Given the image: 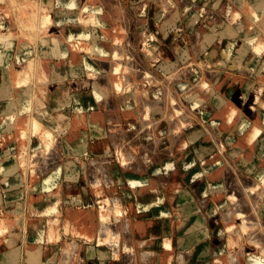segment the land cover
<instances>
[{"label": "rangeland", "instance_id": "1", "mask_svg": "<svg viewBox=\"0 0 264 264\" xmlns=\"http://www.w3.org/2000/svg\"><path fill=\"white\" fill-rule=\"evenodd\" d=\"M41 1L45 2L44 5L48 9V21L46 20L48 18H45V21L42 17H40L41 19L39 18L41 15H39L37 11L40 9L37 7V4H34L39 3V5H43ZM244 1L251 5L261 17L264 15V0ZM31 4L35 6V10L34 6L32 7L33 9L30 8L32 11L34 10L35 17L28 16L33 12L28 14V8L23 9L17 0H0V6L7 8V16L4 18L15 24V27L17 28V34L14 36L15 44L11 51V55L8 56L7 59L5 58L1 63L4 67H7L8 71H10L14 65L18 64L16 60L17 55L20 52L27 51L26 46H28V51H31V58L29 59L31 62L38 59L39 56L45 57V55L41 53L45 50L48 51L50 55L48 58L50 57V59L40 64V68L36 65H32L33 67L31 66L30 79L25 85L21 84L22 86L19 85L17 87H12L10 83L7 84L8 89H10V94L15 100V104L10 110V113L4 117L5 119L0 118V135L11 129L13 116L15 114L31 111L33 104V90L37 87L35 85L38 82H44L46 84L53 83L58 86H52L50 92L46 93L45 98L47 101L45 105L49 109V113H45V115L40 114L39 120L46 128H49L50 130L52 129L54 132L55 130H60L59 132H62L68 129V124L60 126L65 115H62V113L58 111L59 106L66 109L67 102L69 103V96L66 90L67 85L65 81L62 82L63 85L60 83V80L64 79L65 76L67 78L69 77L66 61L56 57L59 54L54 52L56 47L54 48V46H52L51 49V42L43 40L46 38H52L57 39L58 42L64 44L66 36L71 34L73 37H77L79 31L89 34L94 27L95 32H97V34L100 33L101 38L105 40L103 41L107 50L105 58L106 61L109 62V66L107 65L109 70L107 68L106 72L110 75V78H108L109 81L107 80L106 87L111 91L114 103L111 107L108 106L106 109L109 110L112 108L111 113H114L120 121L119 131H117L116 134L114 133L107 136L106 139H104V142L109 146L110 151L114 150L115 146H119L120 149H125L127 147L126 134L131 135V139L134 141L131 144L136 147L133 153V160L137 165L147 167L146 170L150 174H148V179L152 181L160 192L156 201L147 204L146 207L143 208V210H148L145 216L140 217V220L143 221L141 225L145 228V236L149 235L151 232L159 236L162 219L166 217L172 218L175 223H178L181 219V215L179 211H177L180 206L177 204L179 197L180 195L191 196L193 199H196L193 201L196 203L193 204L191 208H195L196 206L199 207L200 212H198L197 215H200L201 218H205L209 225L208 228H210L207 232L205 231L204 233L202 231L198 234V238L195 240H198L200 237L207 240L206 243H203L202 240L199 241L198 246L203 247L206 250L209 249L210 251V246L216 238L213 234L212 226L216 225V229L220 230L222 236L221 239H219L221 241L219 242V245L221 244L222 246V252L220 255L227 252L225 245H223L224 236L226 235L224 226L215 224L216 217L220 211L218 210L220 206L216 209L217 204L214 203L216 202L214 199L211 197L201 199L198 198L196 194L200 187L206 186L207 194L209 195L210 189L208 186H210L211 181H221L224 176V170L228 166L231 167V170H235V172L241 170L244 173H250L249 169L247 170L246 168L251 164L249 160L250 158H254L251 160L254 167H262L264 165V160L261 158L259 152L257 153L253 151L251 152L253 153L252 155L251 153L244 152L245 149L243 148L241 151H238V154L236 155L234 143L232 142V145H230L232 140L229 138L222 139L221 137L223 135L220 137L219 134V131L221 130L223 134L228 130V134L231 135L233 131H237L238 129L237 127H234V125H236L234 123V125L222 123L223 113H225L223 109L224 104L222 103L229 101L231 106H239L238 109L240 112L244 114L251 113L253 105L249 110L246 99L249 98L247 100L251 101L256 97V94H253L256 85L260 89L264 88V58L262 57V55L264 56V47H262L264 46V30L261 28L264 19L262 18L260 22L254 21L252 17H249V14L246 13L245 9L239 6L240 0H31ZM199 5H204L207 11H210L209 15H206V17L201 15L197 8ZM18 7H21L23 10ZM57 8L64 9L66 14H57ZM88 12H91L90 15ZM232 12L235 13H233L234 15L232 14L231 17L238 16V18L234 17V24L232 21L233 18L230 20L231 17L229 16ZM1 13L2 12L0 11V17L2 15ZM93 16L97 18H107L109 21L107 26L97 29L95 27L97 25L94 23ZM29 17H32V19L34 18V22L28 20L29 25L31 22L34 25H30L31 27L33 26L32 30L30 31L29 27V29H26V31L22 30L20 33L21 29L19 27V22H22L25 19H30ZM82 17L88 20H93V23L91 20L90 22H87L88 20L85 21ZM247 19L248 22L246 23ZM46 21L47 23L50 21V24H47ZM40 27L43 28L41 29ZM203 27L206 30H209L210 34H213L212 36L217 40H214L217 42L218 49L215 53L211 51L216 48L213 46V42H210L211 39L208 38V42L203 41L202 38L200 40L198 37L199 31L203 30ZM43 30L45 32H42ZM22 34L25 35L22 36ZM257 38L261 42V47L258 44ZM142 41L145 42L143 43ZM143 44L151 48L152 52H144L145 50L142 47ZM54 45L57 47L60 46L58 43H55ZM252 46L254 48H252ZM23 47H25V49ZM226 47L229 50L228 52L225 51ZM68 49L70 50V47L67 46V50ZM252 49L256 51L260 50L259 52H255L258 53V55L253 53L254 50L252 51ZM261 50L263 52H261ZM252 54L257 56L256 64L254 63L250 67L246 66V61L248 59L250 60V55ZM111 55L116 57L112 58ZM116 59L119 60L117 61L118 64H116ZM118 67L120 69H117ZM113 68H115L116 71L115 69L112 70ZM37 69H40L41 71L39 70V72ZM113 71L116 73H112ZM35 72L38 75L35 74ZM118 72H120V74ZM210 75L217 76L219 79L217 83H214L212 91H204L201 88L199 89V79L200 81L205 79L209 80L210 78L208 77ZM116 76L122 77L119 86H116L114 84L115 82H113V78ZM40 77L41 79H39ZM92 80L94 81L95 79L92 78ZM96 84H98V82ZM97 86L100 87L99 84ZM97 88L94 87V92H97ZM25 89L29 92L27 95L23 93V90ZM124 89L126 91H124ZM166 92H169V95L173 97L181 109L193 108L192 113L194 115V123L190 127L181 130L183 137L187 140V143H189L179 157V153L177 152L174 154L164 152L171 144V138L174 136H171V134L174 133L172 127L176 124V119L172 114L173 109L170 107V104H168L169 101L166 99ZM231 92L234 93L229 96ZM79 93L85 95L87 92H84L83 90ZM244 93H248L249 95L244 96ZM82 95H79V97H82ZM254 95L255 97L253 98ZM74 96V98L78 97L76 95ZM85 98H87V96H85ZM92 98L93 97H88L87 99ZM258 98L259 99L256 101L254 99V105L256 104L257 110L259 109L264 112V109L259 107V103L264 104V96L260 94ZM124 103L129 104L130 107ZM19 104L20 106H18ZM68 111L69 106L67 112ZM143 112L145 113L144 115L147 116L146 118L142 117ZM168 117H171V119ZM207 117L209 118L207 119ZM245 118L248 119V117ZM19 119L21 118L19 117ZM122 124L124 125L121 126ZM36 128H38V126L33 129L29 124V126H25L24 133L23 131L20 132V134H24H22L23 137H0V156L2 155L3 146L6 147V153H8L10 157L8 158L13 161L11 177L19 179V191L22 194L19 197L20 203H18L23 208L21 211V218L16 222L15 231L9 236V239L13 242L11 243L12 247L7 248V254L4 255V257H0V261L2 262H0V264H25L23 259L25 245L27 243L31 245V247H34V245L37 244L42 245L45 232L44 226L48 224V220H56L59 218L57 215L59 211L75 205L74 202L66 200V198H64L65 196L62 195L64 190L60 185L63 183V178L65 176L62 171H60L57 176L59 184L58 186H55L51 195L43 191L40 187L39 178L35 177V175L40 174L39 166L42 161L40 159L41 156L38 153L39 149L37 148L40 141H42L43 136L46 134L45 132L43 133L41 127L37 130ZM98 128L102 129L103 127L96 126V124L91 127H83V142L78 144V150L71 149L70 152L77 157H81L87 153L91 154V156H98V154H92V151H94V153H104V143L100 144V141H103V139H98L91 132L92 129L96 131ZM123 129L127 130L124 131ZM123 132L124 134L126 133L125 136H123ZM206 132H211L214 137L222 143L223 148L220 149L217 145L216 153H214L213 156L209 153H205L204 156L207 157V163L204 166L202 165L203 170L201 169V174L195 176V178H192L191 180L188 175V167L194 163L198 164V155L195 154L196 152H193L195 150H193L191 141L188 137H197L200 133L203 134ZM53 138L55 140H60L61 135H56ZM97 143L98 146H94L97 145ZM239 145L242 147V143H239ZM19 152H24V164L22 165L17 161ZM60 153L63 154L64 151H60ZM100 156L108 155L103 154ZM111 156H113V154H111ZM192 156L196 159V162L192 160ZM77 157L73 158L72 162H75ZM116 161L118 162V160ZM152 163L155 164L152 166ZM67 167L68 169H72L70 166ZM71 174L76 177V182L82 178L81 172L79 171H75ZM180 174H182V177H180ZM216 174H218L219 178ZM44 185H46V183ZM98 185L103 187L105 193H107V190L110 188L114 193L122 195L125 190L123 187L119 186L118 183H112L107 186L102 182ZM177 188H180L181 192L175 193L174 191ZM97 189L98 187H95L94 191V187L89 188L87 194H84L85 196H89L90 200L92 199L90 204L93 206H98L101 201L99 195L101 193L96 192L98 191ZM93 191L95 194L92 193ZM66 192H69V190L67 189L65 193ZM96 193L97 197L95 196ZM4 196L5 188L0 181L1 215L5 212L3 211ZM239 199H243V197ZM243 201L246 202L245 205L248 206L249 204L250 206L251 203L249 201L247 202L245 195ZM135 202L136 200L133 201L132 205H134ZM81 204L84 207L89 206V204L86 203ZM45 206H48V209L51 210L47 211L45 216H38L39 214L37 213L36 215L32 214L31 211L37 212L34 211V207L40 208ZM247 206L245 209H248L247 211L249 214L256 215L260 218V224H256L252 228L250 227L251 229H247L245 233L240 230L242 233L241 241L246 246L249 245L247 243L248 237L252 240L256 237V242L259 240L261 247H264V205L256 204L254 207ZM236 214H234V216H237ZM238 217L240 216H237V218ZM237 218L232 221L235 223ZM200 225H202V223L198 226ZM250 225L253 226L254 224L250 223ZM174 231L175 229H173V234H171V240L172 244L175 246L177 236ZM92 233L87 240L79 238V245L84 253H87L89 247L92 252L97 251V257L94 258L97 263L102 261L99 253L102 250L101 248L103 247V244H100L96 237L93 236L96 231H92ZM96 240L97 242H95ZM5 247L6 245L4 244L0 245V250ZM58 247V244H54L51 255L49 256L50 258L48 256L45 258L49 263L57 262L56 257L59 251ZM250 247L256 252L260 251L259 247ZM189 250L190 251L186 254V262L198 264L200 262L199 257L190 259L191 256H195L194 251L197 249L192 245L189 247ZM40 253L41 255L45 254L43 250L40 251ZM84 256L87 255L85 254ZM9 258L12 260L10 261ZM248 263L252 264V262ZM61 264L72 263L61 262Z\"/></svg>", "mask_w": 264, "mask_h": 264}, {"label": "bare ground", "instance_id": "2", "mask_svg": "<svg viewBox=\"0 0 264 264\" xmlns=\"http://www.w3.org/2000/svg\"><path fill=\"white\" fill-rule=\"evenodd\" d=\"M17 2L23 7V9L28 8V14L32 13L35 10V6L31 4V0H17ZM42 3L43 5H39V3L34 4H37V7L40 9L37 11L39 15H41L39 16V18L42 17V19L44 20L45 18H48V9L44 5L45 2ZM33 6L34 10L32 11L31 9H33ZM239 6L244 8L246 13L249 14V17H252L254 21L260 22L262 18L264 19V15L261 17L257 13V11L251 5L245 3L244 0H240ZM197 8L200 11L201 15H204L205 17L206 15H209L210 11H207L204 5H199L197 6ZM0 11L2 12V15L0 17L1 63L3 60H5V58L7 59L8 56L11 55V51L14 48L15 44L14 36L17 34V28L15 27V24L11 23L10 21L4 18L7 16V8H5L4 6H0ZM56 12L59 15L66 14V11L61 8H57ZM34 13L35 12L32 13L33 15L30 14L28 16L35 17ZM233 13L235 12L230 13L229 16L231 17ZM32 17H29L30 19H25L26 21L24 20L22 22L20 21L22 19L19 20L21 22H19V27L21 29L20 33L22 30L26 31V29H29V27L30 31L32 30V27L34 25L31 22L30 25H33L31 27L28 21L30 20L34 22V18L32 19ZM234 17L238 18V16L231 17L230 20H232L233 18V24ZM83 19L85 21L88 20L85 18ZM46 20L48 21L49 18ZM90 20H88L87 22H90ZM93 20L94 23H96L97 25L95 26L97 29L106 27L109 22L108 19L105 17H94ZM93 20H91L92 23ZM247 22L248 19L246 20V23ZM48 23L50 24V21ZM263 24L261 26L262 30H264ZM42 32L45 31L43 30ZM24 35L22 34V36ZM77 35V37H73L71 34L69 36H66V41H64V44H62V42H58L57 39L52 38H46L43 40L51 42V49L52 46H54V48L56 47L54 52L59 54L56 57L66 61V67L69 75L66 83L67 90L73 99L72 104L74 105L72 124L70 126L69 131L65 134L63 133V136H61L60 140H58L57 138V140H55L53 137L58 135V133H55L54 131H52V129L50 130L49 128H46L39 120L40 114L45 115V113H49V109L45 105L47 101L45 98L46 93L50 92L52 86L57 85L53 83L46 84L44 82H38L35 85L37 87L33 90V104L32 108L30 107L31 111L15 114L13 116V123L11 129L3 132L0 135V137L4 138H19L23 137L25 126H29L30 124V127L32 126L33 129L34 127L38 126L36 130L41 127L43 133L45 132L46 135L43 136L42 141H40L39 146L37 148L39 149L38 153L40 154V159L42 161L41 165L39 166L40 174L35 175V177L39 178V185L42 190L51 195L55 186H58L59 184L57 176L59 175V172L62 171L63 175L65 174L66 176H64L63 183L60 185V187H62L64 190V193L62 192V195L65 196L64 198H66V200L72 201L75 204L74 206L69 207L70 209H62V211H59L58 213L56 212L59 216V218H57L56 220L49 221L47 219L48 224L44 226L45 232L43 235L42 245L37 244L34 245V247H31V245H29L28 243L25 245V254L23 257L25 264H61V262H70L72 264H192L190 262H186V254L188 251H190L189 247H191L192 245L197 250L194 251L195 256H191L190 259L199 257L200 262L198 264H248V259L254 261L255 264H264V247H261L260 241L258 240V242H256V237L254 240L248 237L247 243L249 245L245 246L241 241L242 233L240 231L242 230L245 233L247 229L250 230L256 224H260V218H258L256 215L249 214L247 211L248 209H245L247 205H245L246 202L243 201L244 195L247 198V202L249 201L251 204L254 205H264V165L262 167H254L252 165L253 163L251 162V160L254 158H250L249 160L251 163L250 169L253 173V176H255L256 178H253L250 175L244 174L239 171L235 172V170H231V167L228 166L224 170V176L221 181H211L210 186H208L210 189L209 195L207 194L206 186L200 187L198 193L196 194L197 197L201 199H206L207 197H211L212 199H214L216 201L214 203L217 204V207L215 206L216 209L220 206L218 209L220 211L216 217L215 224H220L224 226L226 235L224 236L223 245H225L227 252L220 255L222 252V246L221 244L219 245V242H221L219 239H221L222 236L220 230L216 229V225L212 226L213 234L216 238L214 239L213 244L210 246V251L209 249L206 250L205 248L198 246L199 241L201 240L203 241V243L207 242V240H204L201 237L198 240H195L196 238H198V234H200L202 231L205 233V231L207 232V230L210 228H208L209 225L206 219L201 218L200 215H197V213L200 212L199 207L196 206L195 208H191L192 205L196 203L193 202L196 199H193L191 196L180 195L179 197V203L177 202V204H179L180 206L178 207L179 209L177 211H179L181 219L178 223H175V221H173L174 219L166 217L162 219V226L160 227L159 236L153 234L152 232L149 235L145 236V228L141 225L143 221L140 220V217L145 216L148 210H143V208L146 207L147 204L156 201L160 195V192L158 188L152 183V181L148 179L149 173L146 170L147 167L137 165V163H135V161L133 160V153L136 147L131 144L134 142L131 139V135L125 133L127 139V147L125 149H120L119 146H115L113 156H111L109 152L110 148L107 144H105L104 139H106V137L110 134H116V132L119 131L120 121L114 113H111L112 108L109 109L110 111L106 109L108 106L111 107L114 101L112 100L111 91L108 87H106L107 80L109 81L108 78H110V75L106 72L108 68L107 65L109 62L106 61L105 58L107 54L106 45L103 42L105 40L101 38L100 33L97 34V32H95L94 27L89 32V34L79 31ZM212 35L213 34H210V31L206 30L204 27L203 30H200L198 33V37L200 38V40L202 38L203 41L209 42V39H211L210 42H213V46L216 47L211 51L215 53L218 50L217 42H215L217 40ZM142 42L144 43L145 41ZM55 43H58L60 46H55ZM258 44L261 47V42L259 39ZM67 46L70 47V50H67ZM26 47L27 51L20 52L18 55L15 54L17 55L16 60L18 64L14 65L10 69V71H8L7 67H4L2 63L0 64V118L5 119L4 117H6L10 113V110L15 104V100L10 94V89H8L7 84L10 83L12 87H17L21 84L25 85L30 79L31 66L36 65L40 68V64L50 59V57L48 58V56H50L48 51L45 50L41 52L45 55V57L39 56L38 59L31 62L29 60L31 58V51H28V46ZM142 47L145 50L144 52H152V49L148 46H145L143 44ZM23 48L25 49V47ZM252 48L254 47L252 46ZM253 50L254 49H252V51ZM259 51L254 50L253 53ZM261 52L263 51L261 50ZM255 54L258 55V53ZM255 54L250 55V60L248 59L246 61V66L250 67L256 62L257 56H255ZM114 55H111L112 58L116 57ZM262 57L264 58L263 55ZM117 61L119 60L116 59V64H118ZM115 68H113L112 70H114ZM117 69L120 68L118 67ZM115 71H113L112 73H116ZM118 73L120 74V72ZM35 74L37 73L35 72ZM92 78L95 79V82L92 80ZM121 78L122 77L119 76L113 78V82H115L114 84L116 86L120 85V82L122 81ZM208 78L210 79H205L202 81H200L199 79V89L201 88L204 91H212L214 83H217V81H219L217 76L214 75H210ZM39 79H41V77ZM97 82L100 87L97 86ZM94 87H98L97 92H94ZM83 90L84 92H87L85 95L79 93ZM124 91L126 90L124 89ZM23 93L27 95L29 92L25 89L23 90ZM253 94H256V97L255 95L253 96V98L255 97L254 99L256 101L257 99H259L258 97L260 96V94L264 96V88L260 89L256 85ZM74 95L78 97L74 98ZM79 95H82V97H79ZM245 95L247 96V94H244V96ZM85 96H87V98H93L87 99L85 98ZM166 99L169 101L168 104H170V107L173 109L172 114L176 119V124L172 127V131L174 133H172L171 136H174L171 138V144L167 147L164 152H167L169 154H174L175 152H177L179 153V157L181 152L185 150L186 145L189 143H187V140L183 137V133L181 130L183 128L190 127L194 123V115L192 113L193 108L181 109L177 105L173 97L169 95V92H166ZM247 99V107L249 108V110L253 105L251 109V113L253 115L250 116L253 123L248 126L246 125L244 134L241 137H237L233 133L231 135H228L227 137L233 141L234 149L236 150V155L238 154V151H241L244 148V152L246 153H251L253 151L257 153L259 152L261 158L264 160V112L259 109L257 110L256 104L254 105V99H252L251 101H248ZM259 104V107H262L264 109V104ZM125 105L129 106V104ZM18 106H20V104ZM223 109L225 113H223L222 123H225L227 125L234 123L236 124H233L234 127H237L239 126V124H241L243 120L241 116L242 112L237 109V106H231L229 104V101H225ZM144 114L145 113L143 112L142 117L146 118L147 116ZM19 117L21 119H19ZM168 118L171 119V117ZM208 118L209 117H207V119ZM94 124L101 128L103 127L102 129L98 128V130L96 131L92 129L91 132L93 133V135L103 139V141H100V144L104 143L103 151L108 156H91V154L87 153L86 155L77 157L72 152H70V150H78V144L83 142V127H91ZM240 127H242V125ZM123 130L126 131V129ZM22 131L23 135L20 134V132ZM220 132H222V130ZM241 132L242 131H240V133ZM125 134L123 132V136H125ZM188 138L191 141L193 150H195L192 151L196 152L195 154L198 155V164L194 163L191 164L190 167H188L189 179L192 180V178H195V176L201 174L202 165L204 166L208 161L207 157L204 156L205 153H209L211 154V156H213L214 153H216L217 145L218 147H220V149L223 148V145L214 137L211 132H206L203 134L200 133L199 135H197V137L194 136ZM239 143H242V147L239 145ZM94 146H98V143ZM2 149V155L0 156V181L3 184V187L5 188V196L3 198V211L5 212H3L2 215L0 214V245H6V249L2 248L0 250V257H4V255L7 254V248L12 247L11 243L13 242L9 239V236L14 233L16 222L19 220V218H21V211L23 209L22 206L19 205V197L22 194L19 191V179L11 177V167L13 165V161L9 159L10 157L8 153H6V147L3 146ZM60 151H64V153L61 154ZM23 153L24 152H19L17 158V161H19L21 165L24 164ZM251 154L253 155V153ZM75 157H77L76 161L72 162V159ZM116 160H118V162ZM154 164L155 163H152L151 165L153 166ZM67 166H70L72 169H68ZM75 171L81 172L82 178H80V180L78 181L79 183L76 182V177L71 174ZM102 182L107 186L112 183H118L119 186L125 189L124 193L122 195H119L117 193H114L113 190H110V188L109 190H107V193H105L103 187L98 185ZM45 183L46 185H44ZM93 187L94 191L95 187H98V191L96 192L101 193L99 194L101 197V201L98 206L91 205L90 201L92 199L90 200L89 196L84 195L85 193L87 194L89 188ZM67 189L69 190V192L65 193ZM94 191L92 192L93 194H95ZM174 192L179 193L181 192V189L177 188ZM95 196L97 197V193ZM242 197L243 199H239ZM135 200L136 202L134 203V205H132L133 201ZM81 203L89 204V206L84 207ZM251 204L250 206L254 207V205ZM234 214L240 217L237 218V216H234ZM235 218H237V221L234 223V221L232 220ZM201 223L202 225L198 226ZM250 223H253L254 225L251 226ZM173 229H175L174 232L177 236L175 246L172 244L171 240V234H173ZM92 231H96L93 236L96 237L100 244H103V247L101 248L102 250L99 253L100 258H102V261L97 263L92 258L93 252L90 247L88 246L89 248L87 250V253H84L83 249L80 248L81 246L79 245V238H84L86 240L89 239L90 236L93 234ZM97 240L95 242H97ZM54 244H58L59 246L58 255L56 257L57 262L49 263L48 260H46L45 258L51 255ZM250 246H253L254 248L259 247L260 251L256 252L255 250H252ZM42 250L43 252H45L44 255H41L40 253V251ZM85 254L87 256H84ZM11 260L12 259H10V261Z\"/></svg>", "mask_w": 264, "mask_h": 264}, {"label": "crops", "instance_id": "3", "mask_svg": "<svg viewBox=\"0 0 264 264\" xmlns=\"http://www.w3.org/2000/svg\"><path fill=\"white\" fill-rule=\"evenodd\" d=\"M222 48V47H221ZM225 50H226V52H228L229 50H228V48L226 47L225 48ZM234 50V49H233ZM232 50V51H233ZM66 79V80H65ZM67 77L65 76L64 77V79H61L60 80V83H61V85H63L62 84V82L63 81H65V83H67ZM67 85V84H66ZM66 90H67V86H66ZM67 92H68V90H67ZM234 92H231L229 95H231V94H233ZM244 94H246V93H244ZM247 95H249L248 93H247ZM68 96H69V103L67 102V107H66V109H64V107H60L59 106V109H58V111H60L61 113H62V115H65V117H63V119H62V122H61V126H64V125H66V124H68V129L66 130V131H62V132H59L60 130H55V132H58V135H63V133L65 134V133H67L68 131H69V129H70V126H71V124H72V115H73V112H74V108H73V99H72V97H71V95H70V93L68 92ZM223 102V101H222ZM69 104V105H68ZM222 104H224V103H222ZM68 106H69V111L67 112V110H68ZM239 108V106H237V109ZM56 109V108H55ZM239 110V109H238ZM251 115H253L252 113H246V114H244V113H242L241 114V116H242V118H243V120H242V122H243V124H242V122H241V124H239V126H237V131H233V134L234 135H236L237 137H241L243 134H244V131H245V127H246V125L248 126V125H250V124H252L253 122H252V120H251V118H250V116ZM245 117H248V119H246ZM69 119H70V122H69ZM246 122V123H245ZM248 122V123H247ZM124 124H122L121 126H123ZM242 125V127H240ZM243 128V129H242ZM127 130V129H126ZM239 130V131H238ZM240 131H242L241 133H240ZM83 132H84V130H83ZM220 132V131H219ZM218 132V133H219ZM238 132H239V134H238ZM60 133V134H59ZM216 133V132H215ZM229 132H228V130H226V133L225 134H223L222 132H220L219 134H220V137L223 139V138H228L227 136L229 135L228 134ZM217 134V133H216ZM97 137V136H96ZM98 139H100L101 140V138L100 137H97ZM96 139V138H95ZM98 139H96L97 141H99ZM227 141V140H226ZM93 142V141H92ZM232 142L233 141H231L230 142V145H232ZM228 147V146H227ZM163 148V147H162ZM114 150H112V151H110L109 150V152H111L110 154H113L114 152H113ZM92 154H95V155H103V154H105V152L104 153H100V152H96V153H94V152H91ZM193 157V156H192ZM192 160L193 161H195L196 162V159L193 157L192 158ZM247 168V170L249 169V172L250 173H244V172H242L241 170H239V172H242V173H244V174H247V175H250L251 177H253V178H256L255 176H253V173H252V171H251V167L250 166H248V167H246ZM253 168V167H252ZM182 174H180V177H182L181 176ZM217 176H218V174H216ZM218 178H219V176H218ZM217 178V179H218ZM223 178V177H222ZM221 179V178H220ZM63 197V196H62ZM74 206V205H73ZM49 207L47 206H45V207H40V208H36V207H34V211H37V212H33V211H31L32 212V214L33 215H36V213L37 214H39L38 216H45L46 215V213H47V211H51L50 209H48ZM97 257V251H93V254H92V258L94 259V258H96ZM247 262H252V264H255V262L254 261H251L250 259H248L247 260ZM249 264V263H248Z\"/></svg>", "mask_w": 264, "mask_h": 264}]
</instances>
